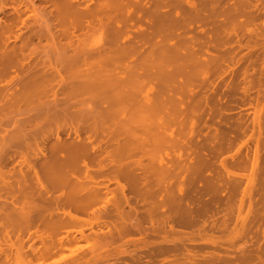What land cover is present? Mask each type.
<instances>
[{
	"label": "bare ground",
	"instance_id": "6f19581e",
	"mask_svg": "<svg viewBox=\"0 0 264 264\" xmlns=\"http://www.w3.org/2000/svg\"><path fill=\"white\" fill-rule=\"evenodd\" d=\"M213 1H215V0H213ZM250 1H248V2L251 3ZM255 1H258V0H255ZM201 2L203 3V1H201ZM234 2H236V0ZM239 2H240V0H239ZM239 2H237V3H239ZM246 2H245V5L247 4ZM207 3H208V1H207ZM213 3L214 2H212V5H213ZM222 3H224V2L222 1ZM228 3H227V5H228ZM18 4H19L18 7H20L22 5L23 8L22 9L17 8V11L14 10L17 13H15L16 15L14 14L15 16L11 15L12 16L10 19L11 25H9L10 24L9 23V24H7V26L9 25L10 26L9 28H11L12 25H13V27L15 25V27L17 26V28L19 29V31L16 32L15 35H13V38H14V42L16 39H19V42H20V39H21L20 44L16 43V46H17V44L19 45L17 47V49L19 50L18 53L20 54V52H21V54L23 55V58H21V59L25 58L24 61L27 58H29L30 55H32L36 51L34 49L35 48L34 45H37V44H32L34 39L35 40L38 39V41H39L38 44L40 42H42L41 39H44L46 41H48V39H51L53 41L56 40L55 42H52V44H53L52 47L55 48L54 44H56V45L61 44L59 41H57V39L60 37H66L69 39L68 43L65 44L66 47L72 48V45H75V44L81 45L80 38L84 34H86V32L88 33L89 30H91V29L94 30V28L96 26L98 28L103 27L106 30L107 33L105 36L106 37L105 41H107V38H110V39L108 40L109 42L103 41V43H100V45L94 46L92 48H90V46H89V48H86L85 50H82L80 46H78V47L76 46L77 48L76 47L72 48L73 51L69 56H67L65 58H58V59H53V60H50V58L45 59L44 57L45 56L47 57L46 54L43 57L44 59H42V58H41V60L38 59L39 56L43 55L42 53H45V52H42L43 50H45L42 47L45 45L44 44V45H41V47L43 49L41 51L42 53L40 52L41 54L38 57H36L37 62L34 61L35 58L32 61H30L31 59L30 60L27 59L29 62L28 61L23 62V65H20L22 70H20V68H18V70L21 71V74L18 72L20 74V76L17 79H18V82L20 83L19 85H21V86H19L20 88L18 87L19 88L18 90H20V91L17 94H13V103H16L18 101H20V102H18L19 104L22 103L23 101L26 102L27 98H28V100H30L29 99L30 97L31 98L33 96L36 97L38 94H39V97L40 96L44 97L43 98L44 100L41 101L40 98H35L38 100L40 99V101H41L40 104L38 105V107L36 106L37 109L35 108V112H33L29 116L27 114V116H28L27 119L26 120L22 119L23 123L20 120L21 124L23 125L21 128V124H20V128H21L20 130L18 127L17 129H15V130L12 129L13 131H10L11 132L9 135L10 138L6 142L11 141V143L9 142L10 144L8 143V146H5V147L11 148L12 146H14L15 148L13 147L12 148L13 150H11L10 148H7L8 150L9 149L11 150L10 151L11 153L9 152V154H8V150L6 149L7 152H5V154H3L4 153L3 149L0 148L3 152L2 153L0 151L1 152V155H0V179L1 180L0 181L3 180L2 183L4 182L6 184V182L8 181V180L7 181L5 180V179H7V176L9 178H11V180L13 179L12 180L13 182L11 181L12 182L11 184L9 183L10 181L7 182V184H10L8 186H11V188H13L12 186L15 185V186H17L16 188L21 189V190H18V192L21 191L23 193L24 196H21V197L23 198V201L27 200L26 205L28 206L27 207L25 205L24 207H20L22 205V203H21L19 206L20 207L19 213L17 212L16 214H14L12 212L13 215L16 217L13 221H12V219H9V217L7 216L8 221L11 220V223L9 222L11 224V227L8 228L6 226L7 225L6 223L2 224V225H4L2 227L5 229L6 228L10 229V231H9V233H10L11 230H13V229H11L12 228V222H15L14 224H18V226H20V228H22V229H19V227H17L16 230H18V231H14V232H16V233L18 232L17 234H19V230L21 232L25 231L26 233H30L29 237L32 236L31 233L33 232L32 234L34 235V239L39 240L41 247L37 248V247H34V245H32V244H29L28 247H25L24 244L27 241V239L29 238L28 236H27L28 238L25 241L24 237L18 236L15 233L17 235L15 237L18 239L17 240V239L11 238L12 236H15L14 232H12L9 235L8 232H6L7 229L3 230L2 227H0V229H2V232L5 231V234L3 233V236H2V233L0 232V234H1L0 235V264H61L59 262L60 261L59 259L58 260L55 259L51 262H48V261L46 262V260L50 259L51 257L56 255L57 253L58 254L62 253V252H60L61 249L67 250V248L69 246L71 248L72 245L75 246V244H79L80 242H83V241H85L84 243H86L84 246H88L87 251L83 250L84 253L82 251L81 256H77L78 255L77 251L80 250L84 246L82 244H79L78 246H76L77 248H75V249H77V250L72 251L71 254H72V256L75 253L77 255L75 254L76 256L75 255L73 256V258L74 257H76V258H74L72 261L70 260L71 264H79V263L82 264V262H84V261L87 262L89 260L91 261L93 258L98 260V258L100 256V250H101V249L100 250H98V249L102 248V245L98 246L97 243H95V242H100V240H103L105 242V245H107L106 241L110 242L112 240H116L118 238H121L123 235L126 236L125 234H128L131 231L132 227H134V229H136L135 225L137 223H138V226L140 225L139 222L132 223V218H134V217H132V213L133 212L135 213V211L133 210L134 206L132 205L133 199L137 200V202L139 200L141 202H143V200L146 201V199L153 198L156 195H157V197L158 196L162 197V195H161L162 191H160L159 189L157 190V188H155L153 184L154 183L159 184V183H162V181L164 182V180H166V178L164 179L163 175H166V174L169 175V173H171L169 170V167L171 166V164H169V166H167V165L169 162H171L170 160H173V158H170L169 153H167L168 151L166 152L165 150L167 148H170L173 151V148L179 149L180 144L182 145V142H183L182 136L180 137L181 133L183 132L182 127L184 124L186 125L187 122H191V115L190 114L195 112V107L197 106L196 105L197 101L195 102L196 104L193 102V96L196 93V92H194V89L198 83L197 79H199L198 78L199 76L197 74L199 72H201L200 77L202 76V78H200L199 81L201 84L203 83V81L205 83V79H209V75L213 72L212 70L215 68V66L210 67L211 64L214 62L213 64H216V66H217L218 65L217 62L219 61L220 58L217 59L218 57H217V55H215L216 56L215 59H217V62H216L214 57L211 58V56H214V55L207 54V53H209L208 50L210 51V49H206L205 46H204V48H205L204 49L203 46L200 44V42H198V43L196 42L199 38L195 39L194 37H188L187 36V34L189 35V33H186V28H187L186 26L188 24H190L191 21H193V20L196 21V19L198 17L200 18V16L203 15V14H200V11H199L200 7L199 8H197L198 6L195 7L194 3L190 0H185V1L184 0H22ZM232 4H233V2H232ZM251 4H253V3H251ZM260 4H262V3H260ZM199 5H200V3H199ZM254 5H255V3H254ZM40 6H41V8H40ZM43 6H46V8L49 6L50 9L48 11L50 12L49 13L50 15L48 13L46 14L44 12L45 8ZM203 6L205 7L204 4H203ZM238 6H240V5H238ZM263 6H264V4H263ZM207 7L208 6H206V8ZM162 8H165V9L168 8V9H166V10L164 9L163 11H161ZM213 8H215V7L213 6ZM225 8H227V6ZM234 8H235V6H234ZM202 9H200V10H202ZM229 10H231V9H228V11ZM214 11L215 10H213L212 12H214ZM263 11H264V9H263ZM230 12H231V15H228V17H232V15H235V14H232L233 13L232 11H230ZM44 13H45V15L50 16V17L47 16L48 18H46L47 22H48L47 19L51 20L50 24L45 22V21H42L44 23V24H42L39 21L41 19L43 20V18L45 19L46 16L44 15ZM42 14H43V16H42ZM225 14L227 15V12ZM237 14H239V13H237ZM214 16H216V15H214ZM237 16H239V15H237ZM4 17H5V15H4ZM205 17H209V14L206 15ZM223 17H225V16L223 15ZM39 18H41V19H39ZM8 20H9V17H8ZM31 20H34V23L35 22L37 23V21H39L38 23L42 24L45 27V29L42 28V26H41L39 29L36 28V30H34L35 29L34 28L33 30H31L32 29V28H30L31 27L30 26ZM235 20H237V19L235 18ZM244 20H246V19H244ZM244 20H243V22H244ZM1 22H2V20H1ZM238 22H239V20L236 21L235 23H238ZM216 23H217V21H216ZM225 23H226V21H225ZM231 23H233V22H231ZM3 24H5V23L3 22ZM194 24H196V22ZM214 25H216V24H214ZM228 25H230V24H228ZM194 26H196V25H194ZM217 26H220V25H217ZM4 28L2 29V31L4 30ZM27 28H29V29H27ZM247 28H250V27H247ZM7 29H8V27H7ZM25 29H27V31H29L30 33L27 32L26 34H28V33L29 34L28 35L25 34V36H23V37H26V38L23 39V38H21L22 37L21 35L23 33H25V31H26ZM218 29H220V28H218ZM235 29H234V31H235ZM84 30H86V31L84 33L80 34ZM12 31H11V33L15 32V31H13V32ZM78 31L80 33H77ZM218 31H221V30H218ZM6 32L9 33V31H6ZM221 32H223V30ZM243 32H245V31H243ZM237 33H238V31H237ZM4 34H6V33L4 32ZM218 34L220 35V33H218ZM1 35L3 37V34H1ZM190 35H191V33H190ZM232 35H234V34H232ZM224 36L226 37V35H224ZM261 36L263 37V35H261ZM4 37H5V35H4ZM7 37H8V39L10 38L9 35H7ZM215 38L216 37H214L213 39H215ZM239 38H242V37H239ZM248 38H246V39H248ZM8 39L6 38L4 41H7ZM230 39H228V40H230ZM1 40H3V39L1 38ZM72 40H75V41H72ZM207 40H206V42H207ZM228 40H226V42ZM238 40H240V39H238ZM248 40H247V44H248ZM213 41L214 40H212V43H213ZM241 41H242V39H241ZM1 42L3 43V41H1ZM230 42L231 41H229V43ZM244 42L246 43V41H244ZM203 43L204 42H202V44ZM205 43L203 45H207ZM218 43H215L212 46H214V48L218 47L219 46V45L217 46ZM235 43H236V41H235ZM245 43H244V46H245ZM47 44H49V43L47 42ZM238 44H239V42H238ZM240 44H241V42H240ZM14 45H12V47H10V48H12L11 50L6 49V51H5L3 48L4 52H7L6 54L10 55V52L12 53L14 50H17L16 48L14 49V47H13ZM82 45H84V44H82ZM208 45H210V44H208ZM6 46L7 45L5 44V47ZM31 46H32L33 51L30 48ZM45 47L47 48V46H45ZM206 47L208 48L209 46H206ZM224 47L226 49V46H224ZM262 47H263V44H262ZM0 48H1V46H0ZM7 48L10 49L9 47H7ZM36 48H38V47H36ZM249 48H251V46ZM217 49L219 50L220 48H217ZM227 49H229V48H227ZM230 49H231V47H230ZM237 50H239V48ZM38 51H36L37 52L36 55L39 54ZM47 51H49V49H47ZM14 52H15V55L16 54L18 55V53H16L17 51H14ZM14 52H13V54H14ZM205 53L207 54V56ZM219 54H221V53L219 52ZM262 54H264V52ZM15 55H12V56L14 57ZM226 55L228 56V54H226ZM2 56H3V58H5L3 54H2ZM33 56L35 57V55H33ZM220 56L221 55H219V57ZM223 56H225V52H224ZM257 56H259V55H257ZM13 57H11V58L8 57V58L11 61V60H13L12 59ZM240 57L243 59L242 56H240ZM240 57L238 56L237 59H239ZM259 57H261V56H259ZM263 57H262V59H263ZM3 58L0 59L1 60L0 64L3 65L2 60H4L5 62L8 61V63L6 62L7 63L6 65L8 68L10 61L7 60L8 58L7 59H3ZM16 58L17 57L15 56V59ZM223 58H225V57H223ZM225 59H220V60L223 61ZM257 59H260V58H256L255 60L258 61ZM230 60H231V58H230ZM230 60L226 59V61H230ZM233 61H236V60H233ZM262 61H264V60H262ZM16 63L14 66L17 67L18 64H16ZM197 63L199 64L200 67L198 66ZM20 64H22V63H20ZM227 64H229V62ZM230 64H231V66L233 65L232 63H230ZM2 65H0V66L3 67ZM202 65L204 66L205 70H203V67H201ZM225 65H226V63L223 66H225ZM208 66H209V69H208ZM218 67L219 66H217V68ZM220 67H222V66H220ZM256 67H257V65H256ZM198 68L200 69V71L198 70L199 72L196 74L195 72H197ZM211 68H213V69H211ZM217 68H215V69H217ZM224 68H219V69H224ZM228 68H229V66H228ZM245 68L248 69L247 66ZM194 69H195V72L193 71ZM206 69H208L207 72H206ZM260 69H261V67H260ZM0 70H2V69L0 68ZM7 70L8 69H5L6 72L4 71L5 73L3 72V75L4 74L8 75L11 73L10 70L8 71L10 73H7ZM254 70H256V69H254ZM210 71H212V72L210 73ZM220 71H222V70H220ZM217 72H218V70H217ZM246 72L247 71H245V73ZM0 73H2V72L0 71ZM233 73L235 74L236 72H233ZM213 74H215V73H213ZM240 75H242V74H240ZM263 75H264V73H262V76ZM217 76H218V74H217ZM219 76H220V74H219ZM4 77H7V76L4 75ZM244 77L245 76H243V78ZM2 79L3 78L1 75V80ZM232 80H235V79L232 78ZM250 80H252V79H250ZM14 81L16 84V78ZM212 81L213 80H211V83H212ZM219 81H220V79H219ZM225 81H224V83H225ZM200 83L198 84V87H199ZM208 83H209V81H208ZM222 83H223V81H222ZM234 83H235V81H234ZM245 83H246V81H245ZM250 83H251V81H250ZM256 83H257V81H256ZM261 83H263V81H261ZM9 86H11V85H9ZM16 86H18V85H16ZM230 86H232V83H231V85H229V87ZM259 86H260V84H259ZM201 87L203 88L204 86H201ZM206 87L208 89L210 88L208 86H206ZM244 87H245V85H244ZM252 87L253 86H251L249 88H252ZM1 88H3V87H0V89ZM231 89L233 90V88H231ZM257 89H259V87ZM4 90H6V89H4ZM236 90H238V89H236ZM203 91H205V90H203ZM215 91H216V89H215ZM230 91L231 90L229 88V92ZM246 91H242V92H246ZM15 92H16V90H15ZM35 93H36V96L35 95L31 96L32 94H35ZM1 94H3V93H1ZM4 94H5V92H4ZM204 94H206V91ZM6 95H9V94H6ZM86 95L91 96L90 97L91 101H90V104L88 106H87L85 97L82 98L83 96H86ZM220 96H225V95L220 94ZM195 97H197V96H195ZM210 97H212V96H210ZM240 98H241V96H240ZM191 99H192V101H190ZM205 99L206 98H204V100ZM228 99H229V97H228ZM1 100H2V98H1ZM9 100L11 101V105H13L12 100L11 99H9ZM201 100H202V97H201ZM209 100L212 101V99H210V98H209ZM257 100H258V98H257ZM2 101H0L1 104L4 103V102L2 103ZM10 101L8 103L9 107H10ZM211 101H208V102L210 104H212ZM258 101H260V100H258ZM262 101H264V100H262ZM84 102L86 104H84ZM98 102H99V104H97ZM212 102H214V101H212ZM244 102H245V100H244ZM26 103H28V102H26ZM94 103H96V105ZM202 103H203V100H202ZM214 103H216V101ZM259 103L257 102L256 105L258 104V106H259ZM216 105L217 104H215L214 106H216ZM203 106L204 105H202V107ZM214 106H213V109H214ZM258 106H256L254 108V114H255L254 119H256V120L259 119V114H260L261 109H262V107H258ZM27 107H30V105L28 104ZM210 109L212 110V105H211ZM217 109H218V107H217ZM32 110H34V109H32ZM32 110H30V111H32ZM30 111H29V113H30ZM197 111L199 113V110H197ZM219 111L221 112V110H219ZM263 112H264V110H263ZM0 113L2 114L1 111H0ZM19 114H20V116H22L21 111ZM189 115H190V118H189ZM194 115H196V113H194ZM219 116H220V114H219ZM1 118H3V117H1ZM198 118H200V117L198 116ZM198 118H196L195 120H199ZM261 119L263 120V117H261ZM232 120L234 121V119H232ZM11 123H12V120H11ZM24 123H25V125H24ZM216 123H218V122H216ZM219 123H218V125H219ZM238 123H240V122H238ZM255 123H257V122H255ZM261 123H263V122H261ZM13 124H14V122H13ZM27 125H28V127H27ZM210 125H212V124H210ZM228 125H230V124H228ZM24 126H26V127H24ZM190 126H192V125L190 124ZM12 127H15V126H12ZM202 127L203 126H201V128ZM219 127H222V126H219ZM261 128H262V126H261ZM194 129L196 130V128H194ZM202 129H204V128H202ZM23 130H24V132H22ZM211 130L212 129H210V132H211ZM224 132L222 131V135H224L223 134ZM242 132H244V131H242ZM253 132H254V130H253ZM187 133H188V131H187ZM233 134H235V132ZM251 134H252V132H251ZM16 135H18V138ZM211 135H213V134H211ZM250 135H249V138L251 137ZM262 135H263V132H262ZM201 136H203V135H201ZM252 136L255 137V135H252ZM186 137H184V138H186ZM219 137L220 136H218V138ZM234 137H236V136H234ZM254 137H253V139H254ZM215 138L216 137H214V139ZM245 139L246 138H244L243 140H245ZM2 140H3V138H2ZM181 140H182V142H181ZM222 140H223V138H222ZM0 141H1V139H0ZM193 141H194V139H193ZM207 141H209V140H207ZM238 141H240V140H238ZM220 142L221 141H219L217 143H220ZM212 143H214V142H212ZM203 144H206V143L204 142ZM226 144H227V142H226ZM2 145H3V143H2ZM206 145H208V143ZM213 145H215V143ZM219 145H221V144H219ZM236 145H238V144L236 143ZM259 145L261 146L262 144L260 143ZM192 146H194V145H192ZM206 147H208V146H206ZM226 147H227V145H226ZM227 148H229V146ZM238 149H239V147H238ZM238 149H236V150H238ZM257 149H258V147H257ZM218 150H219V148H218ZM4 151H5V148H4ZM191 151H192V149H191ZM180 153L176 154L178 156L177 158L175 157L176 160L180 156H182V154H180ZM254 153L257 154L256 148H255ZM197 154H198V152H197ZM207 154H208V152H207ZM216 154H217V152H216ZM256 154L254 155V158H253L252 169L250 171V174H248V176L245 174H242L243 177L246 176L245 178L248 181V184L251 185V187L255 186L254 182L256 181V179H262L259 176V174L256 172V170H257L256 166L258 168L257 161L259 160L257 157L258 154L257 155ZM194 155H196V154H194ZM209 155H207V156H209ZM16 156L19 158V160L17 161V165H18V168L16 169L17 172H16V170L14 172L13 171L14 168H13L12 171L10 169L7 170L8 174L5 175L6 164L10 160L13 161L14 157H16ZM171 156H173V155H171ZM196 156H194V157H196ZM199 156H201V155H198V158L200 159ZM248 158H250V157H248ZM183 161H184V159H183ZM224 161H225V158H224ZM208 163L209 162H207V164ZM186 164L187 163H186V159H185V166H186ZM204 164H205V162H204ZM175 165H177V164H175ZM180 166L182 167V165H180ZM193 166H194V164H193ZM206 166H208V165H206ZM212 166L214 167L215 164ZM200 167H201V165H200ZM188 168H189V166H188ZM203 169L204 168H202V170ZM208 170H210V169H208ZM175 171H177V170H175ZM179 171H180V169H179ZM188 172L189 171H187V173ZM261 172H263V171H261ZM219 173H221V171ZM153 174H154V177H153ZM178 174H180V173H178ZM212 174H214V173H212ZM256 174H258V177H260V178H258V177L256 178L255 177ZM150 175L153 178L150 179ZM167 175H166V177H167ZM196 175H198V174H196ZM200 175H198V176H200ZM230 175L234 176V177L235 176H237V177L242 176L241 174H239V173L235 174L234 172H230ZM177 177H179V176H177ZM191 177H193V175ZM191 177H190V179H191ZM178 179H180V178H178ZM200 180H201V178H200ZM234 180H232V181L234 182ZM174 181L176 182V180H174ZM210 181H211V179H210ZM236 181H235V183L237 184L238 181L237 182ZM184 182H185V180H184ZM111 183L113 184V186L111 185ZM259 183L256 182L257 185H259ZM179 184L183 185L182 183H179ZM236 184H235V186H233V185H231V186L236 187L237 186ZM248 184H246V186H248ZM175 186H177V185H175ZM260 186L264 187L261 184H260ZM251 187L250 186L247 187L250 192L249 191L247 192V189H246V194L249 197L252 194V192H251L252 188ZM28 188H30L28 191H30L31 188L34 191L38 190L37 192L40 196L37 195L38 198L35 195L34 196L37 199H39V197H40L41 201H42V199L45 200V202L42 201V203H46L48 201L50 203V205L46 207V204H45L44 206L46 208H44L43 205H41L42 208L39 206L38 208H40V209H37L35 212L33 211L34 215H32L29 209L30 208L32 209V207L37 208V206L40 205V201H38L39 203L37 201H34V203L36 202L35 204L29 205V203H28L29 200L27 199L28 197L26 196L27 191L25 190ZM14 189L15 188L12 189L13 192H14ZM171 189H173V188H171ZM208 189H209V187H208ZM232 189L234 190L235 188H232ZM232 189H230V191ZM205 190H206V188H205ZM185 191H187V190H185ZM190 191L192 193V190H190ZM219 191H220V189H219ZM254 191H255V189H254ZM254 191H253V193H254ZM262 191H264V189H262ZM31 192H32V190H31ZM237 192H239V191H237ZM256 192H258V191L256 190ZM8 193H11V192H8ZM29 193L30 192H28V194ZM235 193H236V191L234 192V194ZM35 194H36V192H35ZM171 194H173V193H171ZM244 194H245V192H244ZM203 195H205V193H203ZM230 196H233V195H230ZM25 197H27V198H25ZM222 197H224V196H222ZM242 197H244V196H241V198ZM22 198L17 197L16 198L17 200H16L13 197L12 199L16 200V201H13V203H15V202H17V204L20 203L18 201H20V200L22 201ZM24 198H25V200H24ZM32 198H34V197L32 196ZM167 198H169V197H167ZM173 198H174V195H173ZM175 198H176V196H175ZM254 198H255V196H254ZM29 199H31V198H29ZM250 199H252V198L250 197ZM250 199H249V201H251ZM169 200H168V202H173V201H169ZM196 200H197V198H196ZM199 200H201V199H199ZM246 200H248V199H246ZM180 201H183V200H180ZM258 201H261V200H259V198H258ZM243 202H247V201H244V199H243V201H241V203H238V204H240V209L245 206ZM197 203H198V201H197ZM207 203L210 204L209 202H207ZM242 203L244 206L241 207ZM24 204L25 203L23 202V205ZM36 204H37V206H35ZM162 204H163V202H162ZM203 204L205 205V203H203ZM124 205L128 206V209H129L128 211L125 210L126 207L124 208ZM166 205H167V202H166ZM169 205H170V203H169ZM230 205H231V203H230ZM15 206H14V208H15ZM17 206H16V208H17V210H19V207H17ZM29 206H30V208H29ZM188 206H189V204H188ZM253 206H252V202H249L247 204L246 212L244 214H241L239 212H238V214L236 213L237 214V217H236L237 221L233 225L234 227L232 228V230L230 232V233H232L231 236L227 235L226 237L229 236L228 238H226L225 236H222L223 237L222 238L221 235L223 233L221 235L219 234L220 235L219 236L215 232L218 236L214 235L215 237L213 238L212 237L213 234L211 233L212 235H209V236L212 237L213 239H211V241L208 240L209 243H212V245H214V246L220 247L222 245L226 246L225 245L226 243H224V242H228V248H229V244H230V246L234 245V243H232L233 239H236L238 237H241V239H242V237L246 236V234H247V236H249L248 235L250 232L249 229L256 227V226H254L255 225L254 220L255 221L257 220V218H258L257 216L259 213H261L259 215L260 216L262 215L261 218L263 219L262 234L264 235V210H262L263 208L260 209V207H259L258 209H260L262 211L257 213V211H260V210L255 209ZM263 206H264V203H263ZM171 207H173V206H171ZM182 207H183V205H182ZM237 207H239V206H237ZM255 207L257 208V206H255ZM14 208H12V209H14ZM179 208H180V206H179ZM185 208H188V207H185ZM185 208H183V209H185ZM0 209H1V207H0ZM3 209H4V206H3ZM7 209H8V206H7ZM149 209H151V208L149 207ZM149 209H148V211H149ZM166 209H167V207H166ZM176 209H174V210H176ZM212 209H214V208H212ZM235 209H237V208H235ZM144 210L145 209H143V211ZM167 210H166V213H167ZM171 210H173V209H171ZM177 211H180V210L177 209ZM46 212H47V214H46ZM153 212L151 211L152 215H154V213H155V212L154 213ZM146 213H147L146 216L149 215L147 211H146ZM157 214H159V212ZM160 214H162V213H160ZM182 214H184V213H182ZM86 215H88V216L91 215V216H89L90 219L88 216H87L88 219H84L83 216L85 218H87ZM113 215L115 217H117L119 220L115 219V221H112V220L108 221L109 220L108 218H111V216L113 217ZM143 215H144V213H143ZM206 215H207V212H206ZM211 215H213V213ZM9 216H10V218L13 217L11 215V213ZM165 216H166V214H165ZM157 217H159V216H157ZM106 218L108 220H106ZM150 218H151V216H150ZM163 218H164V216H163ZM215 218L216 217L214 216V219ZM113 219H114V217H113ZM161 219H162V217H161ZM116 220L119 222L115 223V222H117ZM157 220H158V222H160L159 218ZM185 221H187V219L184 220L183 222H185ZM257 221H260L259 218ZM4 222L5 221H3V222L0 221V225H1V223H4ZM212 222H213V220H212ZM204 223H206V220L204 221ZM217 223H216V221L213 222L214 228L217 227L218 229L220 226L224 227L227 224L225 219L223 220V222H220L219 224H217ZM250 223L254 224L253 227L249 226V225H251ZM257 223L258 222H256V224ZM36 224L37 225L39 224L40 226H42V228L41 229L35 228L34 225L36 226ZM187 224L188 223H186V225ZM201 224H203V223H201ZM184 225H185V223H184ZM190 225H191V223H190ZM138 226H137V228H140V226L139 227ZM193 226H195V224ZM228 226H230V225H228ZM228 226H227V228H228ZM31 227H33V229L35 231ZM66 227H70L71 229L67 228V230H66ZM64 228H65V231H64ZM142 228H140V229H142ZM144 229H146V228H144ZM150 229H152V228H150ZM159 229H161V228H159ZM159 229H156V232H157V230L159 231ZM173 229H176V227ZM30 230L31 231L33 230V231L31 232ZM86 230H88V232H86ZM202 230H203V228H202ZM212 230H213V228H212ZM61 231H64L65 233L63 232L64 234H62ZM163 231H165V230L163 229ZM195 231H192V232L195 233ZM205 231H206V229H205ZM209 231H207V233ZM222 231H223V229H222ZM229 231H230V229H229ZM132 232H130V233H132ZM135 232H137V231L135 230ZM156 232H154V233H156ZM160 232H162V230L159 231L158 234ZM174 232H177V231L173 230V233ZM182 232H185V231H182ZM182 232H180V233H182ZM219 232H221V231H219ZM245 232H248V233L245 234ZM141 233H142V231H141ZM260 233H259V235H261ZM167 235H171V234L168 233ZM185 235H187V234H185ZM191 235L193 236V233ZM200 235H201V233H200ZM200 235L198 234L199 238H200ZM204 235H205V233H203V236ZM207 235H205V236H207ZM224 235H226V234H224ZM153 238H151V240ZM32 239H33V236H32ZM34 239H33V241H34ZM166 239H168V238H165V240ZM173 239H171V240H173ZM243 239H245V238H243ZM261 239H258V241ZM15 240H17V242L19 241L21 243V246L19 244V247H16L17 242H14ZM161 240H163V239H161ZM196 240H197V238H196ZM240 241H238V242H240ZM13 242L15 243V246H14ZM34 242H33V244H34ZM109 242H108V244H109ZM171 242H173V241H171ZM247 242H249V241H247ZM231 243H232V245H231ZM236 243H235V245H236ZM258 243L255 242V244L253 243V245L256 246V244L258 245ZM262 243H264V241ZM8 245L10 246L11 249L14 246L13 249H15V250L12 249L14 251V256L12 255L13 251H11V249H9L7 247ZM67 245H69V246H67ZM158 245L159 244H157L156 247H158ZM175 245L176 244L174 243L173 247ZM241 245H242V243H241ZM253 245H250L249 248L253 247ZM3 246L8 248L9 252H8V250L5 251L6 248H3ZM65 246H67V248ZM260 246H261V250H260ZM260 246H259V248L257 247L259 251H258V253L255 252L256 254L253 253L254 251H257V250H255L256 248L253 247L254 250L253 249L247 250L246 248H248V246L246 248L242 249L243 251H241V253L237 252L238 254L237 253L235 254V252H234L235 255L233 254V252H231V254H233V255L227 254L228 251H226L227 249L225 248L224 249L225 251L224 252L221 251L222 253H221V255H219L217 253H205V251H204L205 254H201L203 252V250H201V249L200 250L202 252L200 254H198V252L192 253V251H195L196 248L190 252H189L190 249L189 250L186 249L187 252L185 251V253H180L179 252L180 248L177 249L178 251H176V250H173V249H176L175 247L173 248L170 246L171 248H168L169 246L164 247L162 245H160L158 248H156L155 246L153 248L151 247L152 249H154V251L149 250L151 248H148V251H147V249H145L143 251L141 250L142 252H140V253L142 254L144 252V255H145L144 258H146L147 257L146 252H147L149 257H151V255H152V257L154 256L153 258L156 259V255H157V253L159 255V251L161 254H162L161 251L168 252V253H166V252L164 253L165 254L164 258L170 254L169 252H171V251L175 252L176 251L172 257L169 255L171 259L169 258V256H167V258H169L170 260L169 259L167 260V258H166L167 262L165 260V263L162 262L163 264H237V263L238 264H244V263L264 264V244H263V247H262V245H260ZM95 247H97V248H95ZM161 247L163 248V250ZM72 248H74V247H72ZM159 248H160V250H159ZM165 248H167L168 250H166ZM217 248L218 247H216V249ZM232 248H233V246H232ZM169 249H171V250L169 251ZM216 249H214V250H216ZM96 250H97V252H96ZM181 251L183 252L184 250H182V248H181ZM208 251H209V249H208ZM78 252L80 255V251H78ZM137 252H138L137 250H136V252L128 251V250L126 251L125 249H123L121 251L119 250L117 253H121L122 254V255L120 254L121 257L124 254V256L121 259H125L126 263L124 262L125 260H123L119 263H117L118 261L113 260V262L109 261L108 263L111 262V264H121V263H124V264H131L132 263L133 264V263L137 262V264H139L138 261L143 259V258L141 259V257H143V255L141 256L140 253H137ZM171 254H173V253H171ZM87 255H90V256L88 258H85L86 260L85 259L81 260L84 257H87ZM108 255H107V257H108ZM159 256H161V255H159ZM153 258L152 259L150 258L152 260L151 262H149L150 260L148 258L149 261H147L148 262L147 264H158V262H156V261L154 262ZM164 258H162V259H164ZM104 259L107 260L106 257H104ZM162 259H160V260H162ZM97 260H92V261L93 262L96 261L95 263L97 264L98 263ZM127 261L128 262L131 261V263L130 262L128 263ZM162 261H164V260H162ZM102 262L103 261H101V263ZM88 263L90 264L91 262H88ZM141 263H143V262H141ZM65 264H68V263H65Z\"/></svg>",
	"mask_w": 264,
	"mask_h": 264
},
{
	"label": "rangeland",
	"instance_id": "374dc122",
	"mask_svg": "<svg viewBox=\"0 0 264 264\" xmlns=\"http://www.w3.org/2000/svg\"><path fill=\"white\" fill-rule=\"evenodd\" d=\"M19 1V2H18ZM22 0H0V22H1V20H2V22L0 23V35L1 34H3V37H4V35H5V37L8 39V37H7V35H9V37L11 38H9L7 41H4L5 39L2 37V35L0 36V46H1V48H0V56L3 58V56H2V54L4 55V57L5 58H3V59H7L8 57L9 58H11V57H13L12 55H15V52L14 51H17L16 53H18L19 52V50L17 49V47L19 46L18 44H20V42H21V39H20V42H19V39H16L15 40V42H14V38H13V35H15L16 34V32H18L19 31V29L17 28V26L15 27V25H14V27H13V25H12V27L11 28H9L10 26L9 25H11V23H10V19H11V17L12 16H15L16 14L15 13H17L16 11H17V8L18 9H22L23 8V6L21 5L20 7H18L19 6V4L18 3H20ZM185 1V0H184ZM190 1H192L193 3H194V5H195V7L196 6H198L197 8H199V11H200V14H203V15H201L200 16V18L198 17L197 19H196V21L195 20H193V21H191V23L190 24H188L186 27V33H189V35H190V33H191V35L189 36L188 34H187V36L188 37H194L195 39H198L196 42L198 43V42H200V44L203 46V48H204V46H205V48L206 49H210V51L208 50V52L209 53H207V54H211V55H214V56H211V58L212 57H214V59H215V55H217V59H227V60H230V58H231V60L230 61H226V59L225 60H223V61H221L220 59H219V63L217 62V59H215L216 60V62H217V66H219L218 68H217V66H216V64H211V66L210 67H214L215 66V68H217V69H213V68H211V69H213L212 71H210V75H209V79H205V83H204V81H203V83L201 84L200 83V78H202V76L200 77V73L201 72H199L200 71V69L198 68L197 69V72H195V69L193 70L198 76V78L199 79H197V81H198V83H197V85H196V87H195V89H194V92H196L195 94H194V96H193V102L195 103L196 101V107H195V112H193L192 114H190L191 115V122H187V124L185 125H183V127H182V133H181V135H180V137L182 136V140H183V142H182V140H181V142H182V145L180 144V148L179 149H175V148H173V151L170 149V148H167L165 151L167 152V153H169V155H170V158H173V160H170L171 162H169L168 163V165L167 166H169V164H171V166L169 167V170H170V172L171 173H169V175H167V177H166V175H163V177H164V179L166 178V180H164V182L162 181V183H159V184H153L154 185V187L155 188H157V190L159 189L160 191H162V193H161V195H162V197H160V196H158L157 197V195L156 196H154L153 198H148V199H146V201L145 200H143V202H141L140 200L137 202V200H134L133 199V201L135 202H133L132 201V205L134 206V211H135V213L133 212L132 213V217H134V218H132V223H135V222H139V226H140V228H142V229H140V228H137V226H138V223L135 225V227H136V229H134V227H132V229H131V231L130 232H132V233H128V234H125L126 236H122L121 238H118V239H116V240H112V241H106V243H107V245H105V242L103 241V240H100V242H95V243H97V245L99 246H101L102 245V248H99L98 250H100V256H99V258H98V260L97 259H95V258H93L92 260H97V264H111V262H113V260H115V261H118L117 263H119V262H121V261H123V260H125V259H121L123 256H124V254H123V256L121 257V253H117L119 250L121 251V250H123V249H125L126 251L128 250V251H133V252H136V250L138 251L137 253H140V252H142L143 250H145V249H147V251H148V248H153L154 246L156 247L157 246V244H159L158 245V247L160 246V245H162V246H169L168 248H171V247H173V245H174V243L176 244L174 247L176 248V249H173V250H176V251H178L177 249H179L180 248V253H185V251L187 252V250H189V252L190 251H192V250H194L195 248V251H192V253H197L198 252V254H200L202 251L201 250H203V252L201 253V254H205V253H217V254H219V255H221V251H225L224 249L226 248L227 250L226 251H228V253L227 254H231V252H233V254H234V252H235V254L237 253V252H240L241 253V251H243L242 249H244V248H246L247 246H248V248H246L247 250H254V248H256L255 250H257V251H252L253 253H255V252H257L258 253V248H259V246L260 245H262V247H263V244L264 243H262L263 241H264V235L262 234V229H263V219L261 218L262 217V215L260 216L259 214H261V213H259V212H261L262 210H264V206H263V203H264V191H262V189H264V187H261L260 186V184L262 185V186H264V112H263V110H264V101H262V100H264V75L262 76V73H264V61H262V60H264V54H262L263 52H264V11H263V9H264V6H263V4H264V0H258V1H255V0H240V2H239V0H236V2H234L235 0H215V1H213V0H190ZM201 1H203V3L201 2ZM207 1H208V3H207ZM218 1V2H217ZM222 1L224 2V3H222ZM248 1H250L251 3H253V4H251V3H249ZM15 2V3H14ZM206 2V3H205ZM212 2H214L213 3V5H212ZM217 2V3H216ZM220 2V3H219ZM229 2V3H228ZM232 2H233V4H232ZM237 2H239V3H237ZM245 2L247 3L246 5H245ZM5 3V4H4ZM198 3V4H197ZM199 3H200V5H199ZM227 3H228V5H227ZM236 3V4H235ZM242 3V4H241ZM249 3V4H248ZM254 3H255V5H254ZM260 3H262V4H260ZM7 4V5H6ZM16 4V5H15ZM18 4V5H17ZM203 4L205 5V7L203 6ZM210 4V5H209ZM215 4V5H214ZM231 4V5H230ZM235 4V5H234ZM212 5V6H211ZM238 5H240V6H238ZM242 5V6H241ZM206 6H208L207 8H206ZM213 6L215 7V8H213ZM227 6V8H225ZM234 6H235V8H234ZM238 6V7H237ZM246 6V7H245ZM251 6V7H250ZM263 6V7H262ZM45 9H44V12L47 14H49L50 12L48 11L50 8H49V6L46 8V6H43ZM42 7V8H43ZM203 9H202V8ZM16 8V9H15ZM40 8H41V6H40ZM210 8V9H209ZM234 8V9H233ZM257 8V9H256ZM2 9V10H1ZM165 8H162L161 9V11H163ZM166 9H168V8H166ZM165 9V10H166ZM200 9H202V10H200ZM207 9V10H206ZM228 9H231V10H229L228 11ZM238 9V10H237ZM14 10H16V11H14ZM213 10H215L214 12H212ZM236 10V11H235ZM242 10V11H241ZM14 11V12H13ZM41 11V10H40ZM43 11V10H42ZM230 11H232L233 13L232 14H235V15H232V17L234 18H232V17H228V15H231V12ZM239 11V12H238ZM208 12V13H207ZM224 12V13H223ZM227 12V15L225 14ZM261 12V13H260ZM45 13H44V15H45ZM230 13V14H229ZM237 13H239V14H237ZM241 13V14H240ZM15 14V15H14ZM209 14V17H205L206 15H208ZM4 15H5V17H4ZM12 15V16H11ZM50 15V14H49ZM49 15H45L46 17H45V19L43 18V20L41 19V18H39V19H41V20H39L42 24H44L42 21H45V22H47L46 21V18H48L47 16H49ZM214 15H216V16H214ZM223 15L225 16V17H223ZM237 15H239V16H237ZM241 15V16H240ZM9 17V20H8V17ZM42 16H43V14H42ZM236 16V17H235ZM4 17V18H3ZM50 17V16H49ZM212 17V18H211ZM228 17V18H227ZM246 17V18H245ZM205 18V19H204ZM209 18V19H208ZM217 18V19H216ZM226 18V19H225ZM233 20H232V19ZM235 18L237 19V20H235ZM250 18V19H249ZM262 18V19H261ZM6 21H5V20ZM211 19V20H210ZM225 19V20H224ZM230 19V20H229ZM244 19H246V20H244ZM8 20V21H7ZM48 20V22L47 23H51V20H49V19H47ZM222 20V21H221ZM239 20V22L238 23H235L236 21H238ZM243 20H244V22H243ZM263 20V21H262ZM39 21H37V23L35 22L34 23V20H31V22H30V28H32L31 30H33L34 28V30H36V28L37 29H39L41 26H42V28H44L45 29V27L42 25V24H40V23H38ZM198 21V22H197ZM216 21H217V23H216ZM225 21H226V23H225ZM3 22L6 24H3ZM196 22V24H194ZM213 22V23H212ZM223 22V23H222ZM231 22H233V23H231ZM243 22V23H242ZM246 22V23H245ZM10 23V24H9ZM242 23V24H241ZM7 24H9L8 26H7ZM13 24V23H12ZM35 24V25H34ZM214 24H216V25H214ZM226 24V25H225ZM228 24H230V25H228ZM249 26H248V25ZM2 25V26H1ZM5 25V26H4ZM40 25V26H39ZM194 25H196V26H194ZM199 25V26H198ZM217 25H220V26H217ZM263 26V27H262ZM7 29V27H8V29L6 30L5 28ZM52 27V26H51ZM189 27V28H188ZM195 27V28H194ZM197 27V28H196ZM224 27V28H223ZM228 27V28H227ZM230 27V28H229ZM234 27V28H233ZM247 27H250V28H247ZM4 28V30L2 31V29ZM96 28V29H95ZM94 28V30L93 29H91V30H89L88 31V33L86 32V34H84L81 38H80V42H81V45H77V44H75V45H72V48H75L76 46L78 47V46H80L81 47V49L82 50H85L86 48H89V46H90V48H92V47H94V46H98V45H100V43H103V41L104 42H109L108 40L110 39V38H107V41H105L106 40V30L103 28V27H95ZM218 28H220V29H218ZM222 28V29H221ZM236 28V29H235ZM10 29V30H9ZM27 29H29V28H27ZM27 29H25L26 31H25V33H23L21 36V38H26V37H23V36H25V34L27 33V32H29V31H27ZM99 29V30H98ZM195 29V30H194ZM232 31H231V30ZM234 29H235V31H234ZM247 29V30H246ZM251 29V30H250ZM15 31V32H13V31ZM218 30H223V32H221V31H218ZM238 31V33H237V31ZM249 30V31H248ZM6 31H9V33L11 34H9L8 32H6ZM11 31L13 32V33H11ZM86 30H84L83 32H77V33H80V34H82V33H84ZM198 31V32H197ZM243 31H245V32H243ZM4 32L7 34H4ZM228 32V33H227ZM30 33V32H29ZM28 33V34H29ZM218 33H220V35L218 34ZM231 33V34H230ZM250 33V34H249ZM28 34H26V35H28ZM230 34V35H229ZM232 34H234V35H232ZM224 35H226V37L224 36ZM236 35V36H235ZM261 35H263V37L261 36ZM233 36V37H232ZM235 36V37H234ZM105 37V38H104ZM204 39H203V38ZM208 39H206V38ZM214 37H216L215 39H213ZM228 37V38H227ZM239 37H242V38H239ZM249 37V38H248ZM1 38L3 39V40H1ZM231 38V39H230ZM233 38V39H232ZM246 38H248V39H246ZM228 39H230V40H228ZM237 39V40H236ZM238 39H240V40H238ZM241 39H242V41H241ZM10 40V41H9ZM42 40V42H40L39 44H38V39L37 40H35L34 39V41L32 42V44H37V45H34V49L36 50V51H38L39 52V54L38 55H36L37 54V52L35 51L32 55H30V57L29 58H27L28 60H30V61H32L34 58V61H36L37 59H36V57H38L42 52H45V53H42L43 55H41V56H39L38 57V59H40L41 60V58L42 59H46V58H50V60H53V59H58V58H65V57H67V56H69L71 53H72V51H73V49L72 48H69V47H66V43H68V41H69V39L68 38H66V37H60V38H58L57 39V41H59L61 44H54V46H55V48L54 47H52V42H55V41H53V40H51V39H48V41H46V40H44V39H41ZM40 40V41H41ZM200 40V41H199ZM206 40H207V42H206ZM212 40H214L213 41V43H212ZM226 40H228L227 42H226ZM247 40H248V44H247ZM263 40V41H262ZM1 41H3V43L1 42ZM9 41V42H8ZM12 41V42H11ZM72 41H75V40H72ZM206 42L205 44H207V45H203L202 44V42ZM229 41H231L230 43H229ZM234 43H233V42ZM235 41H236V43H235ZM244 41H246V43L244 42ZM14 42V43H13ZM36 42V43H35ZM47 42L49 43V44H47ZM209 42V43H208ZM219 42V43H218ZM238 42H239V44H238ZM240 42H241V44H240ZM263 42V43H262ZM13 43V44H12ZM16 43H18L17 44V46H16ZM215 43H218L217 44V46L218 47H215L214 48V46H212V45H214ZM229 43V44H228ZM244 43H245V46H244ZM263 44V47H262V44ZM5 44L7 45L6 47H5ZM12 44V45H14L13 47H14V49L16 48L17 50H12L13 52H14V54H13V52L11 53L10 52V55L9 54H6L7 52H4V50L6 51V49L7 50H11L12 48H10V47H12V45L10 46V45ZM45 44V45H44ZM82 44H84V45H82ZM87 44V45H86ZM208 44H210V45H208ZM223 44V45H222ZM228 44V45H227ZM258 44V45H257ZM41 45H44V46H42L45 50H43L42 49V47H41ZM221 45V46H220ZM238 45V46H237ZM241 47H240V46ZM16 46V47H15ZM45 46H47V48L45 47ZM57 46V47H56ZM206 46H209L208 48L206 47ZM223 46V47H222ZM224 46H226V49H225V47ZM248 46V47H247ZM251 46V48H249ZM260 46V47H259ZM7 47H9L10 49H8ZM36 47H38V48H36ZM76 47V48H77ZM230 47H231V49H230ZM235 47V48H234ZM239 48V50H237L238 48ZM243 47V48H242ZM3 48H4V50H3ZM31 49H32V46L30 47ZM204 48V49H205ZM217 48H220L219 50L217 49ZM222 48V49H221ZM227 48H229V49H227ZM247 48V49H246ZM47 49H49V51H47ZM249 49V50H248ZM252 49V50H251ZM3 50V51H2ZM43 50V51H42ZM214 50V51H213ZM32 51H33V49H32ZM42 51V52H41ZM221 53V54H219V52ZM228 51V52H227ZM230 51V52H229ZM232 51V52H231ZM263 51V52H262ZM4 52V53H3ZM28 52V51H27ZM41 52V53H40ZM48 52V53H47ZM217 52V53H216ZM224 52H225V56H223L224 55ZM235 52V53H234ZM250 52V53H249ZM258 52V53H257ZM9 53V52H8ZM238 53V54H237ZM246 53V54H245ZM12 54V55H11ZM20 54H21V52H20ZM19 53H18V55L16 54L15 56L17 57L16 59H15V56L12 58L13 60H11L10 61V59L8 58L7 60H9L10 62V64H9V66H8V68H7V63H8V61H4V60H2L3 61V65L2 64H0V65H2L3 67H1L0 66V68L3 70H0L2 73H0L1 75H2V80H1V75H0V87H3L4 89H6V90H4L3 88H1L0 89V101H2V103L3 104H1L0 103V111L2 112V114L0 113V139H1V143H0V148H2L3 149V152H2V150L0 149V151L3 153V154H5V152H7V148H10V147H5V146H8V143L10 142L11 143V141H9V142H6V141H8L9 140V138H10V131H13L12 129H17L18 127H19V130L22 128V124H21V122H22V119L24 120H26L27 119V117L29 116V115H31L33 112H35V108L37 109V107H38V105L40 104V102L41 101H43L44 99V97H42V96H40L39 97V94L36 96V93L35 94H32L31 96H33V95H35L36 97H30L29 99L30 100H28V98H27V101L26 102H28V103H26V102H22V103H18V102H20V101H18V102H16V103H13V94H17L20 90H18L20 87L19 86H21V85H19L20 83L18 82V77L20 76V74H21V71H19L18 70V68H20V70H22V68H21V66L20 65H23V62H27L28 60L26 59L25 61H24V59H21V58H23V55L21 54L20 55ZM45 54L47 55V57L45 56ZM206 54V53H205ZM207 54H206V56H207ZM221 55L220 57H219V55ZM226 54H228V56L226 55ZM243 54V55H242ZM252 54V55H251ZM6 55V56H5ZM33 55H35V57L33 56ZM245 55V56H244ZM255 55V56H254ZM257 55H259V56H261V57H259V56H257ZM8 56V57H7ZM11 56V57H10ZM22 56V57H21ZM32 56V57H31ZM45 56V57H44ZM49 56V57H48ZM225 57V58H223V57ZM238 56L240 57V56H242L243 57V59L240 57L239 59H237L238 58ZM247 56V57H246ZM0 57V59H2ZM7 57V58H6ZM44 57V58H43ZM228 57V58H227ZM262 57H263V59H262ZM19 58V59H18ZM250 58V59H249ZM252 58V59H251ZM256 58H260V59H257L258 61H256L255 59ZM18 59V60H17ZM245 59V60H244ZM254 59V60H253ZM262 59V60H261ZM21 60V61H20ZM233 60H236V61H233ZM1 61V60H0ZM15 61V62H14ZM18 61V62H17ZM33 61V62H34ZM39 61V60H38ZM242 61V62H241ZM251 61V62H250ZM254 61V62H253ZM256 61V62H255ZM12 62V63H11ZM17 62V63H16ZM29 62V61H28ZM37 62V61H36ZM215 62V63H216ZM229 62V64H227ZM250 62V63H249ZM15 63L16 64H18L17 65V67L16 66H14L15 65ZM20 63H22V64H20ZM226 63V65L225 66H223L224 64ZM230 63H232L233 65L231 66V64ZM235 63V64H234ZM257 63V64H256ZM198 64V63H197ZM222 64V65H221ZM251 64V65H250ZM254 64V65H253ZM256 65H257V67H256ZM12 66V67H11ZM15 68H14V67ZM197 66V65H196ZM195 66V67H196ZM198 66H199V64H198ZM197 66V67H198ZM209 66H208V69H209ZM220 66H222V67H220ZM228 66H229V68H228ZM247 66V68L248 69H246L245 67ZM6 67V68H5ZM10 67V68H9ZM196 67V68H197ZM200 67V66H199ZM201 67H203V70H205V68H204V66L202 65ZM225 67V68H224ZM238 67V68H237ZM260 67H261V69H260ZM219 68H224V69H219ZM235 68V69H234ZM243 68V69H242ZM260 70H259V69ZM5 69H8L7 70V73H10V74H8V75H6V74H4L5 76H7V77H4V75H3V72L5 71ZM17 71H16V70ZM208 69H206V72L208 71ZM210 69V70H211ZM231 69V70H230ZM239 69V70H238ZM254 69H256V70H254ZM10 70V72H8ZM199 70V71H198ZM202 70V69H201ZM217 70H218V72H217ZM220 70H224L223 72L222 71H220ZM234 70V71H233ZM237 70V71H236ZM215 71V72H214ZM243 71V72H242ZM245 71H247L246 73H245ZM6 72V71H5ZM4 72V73H5ZM20 74H19V73ZM205 72V71H204ZM203 72V73H204ZM223 74H222V73ZM233 72H236L235 74L233 73ZM250 72V73H249ZM257 72V73H256ZM202 73V74H203ZM213 73H215V74H213ZM201 74V75H202ZM217 74H218V76H217ZM219 74H220V76H219ZM228 74V75H227ZM237 74V75H236ZM240 74H242V75H240ZM245 74V75H244ZM248 74V75H247ZM255 74V75H254ZM257 74V75H256ZM212 75V76H211ZM215 77H214V76ZM247 75V76H246ZM234 76V77H233ZM243 76H245L244 78H243ZM256 76V77H255ZM260 76V77H259ZM196 77V78H197ZM217 77V78H216ZM224 77V78H223ZM15 78H16V84H15ZM216 78V79H215ZM227 78V79H226ZM232 78L233 79H235V80H232ZM248 78V79H247ZM252 79V80H250V79ZM219 79H220V81H219ZM244 79V80H243ZM263 79V80H262ZM211 80H213L212 81V83H211ZM223 81V83H222V81ZM226 80V81H225ZM232 80V81H231ZM208 81H209V83H208ZM224 81H225V83H224ZM234 81H235V83H234ZM245 81H246V83H245ZM250 81H251V83H250ZM256 81H257V83H256ZM261 81H263V83H261ZM18 83V84H17ZM200 83V85H199V87H198V84ZM207 83V84H206ZM231 83H232V86H230L229 87V85H231ZM237 83V84H236ZM257 85H256V84ZM211 84V85H210ZM251 84V85H250ZM259 84H260V86H259ZM9 85H11V86H9ZM16 85H18V86H16ZM224 85V86H223ZM234 85V86H233ZM236 85V86H235ZM244 85H245V87H244ZM6 88H5V87ZM195 86V85H194ZM201 86H204L203 88L201 87ZM206 86H208V87H210L209 89L206 87ZM251 86H253L252 88H249V87H251ZM262 86V87H261ZM19 87V88H18ZM236 87V88H235ZM242 89H241V88ZM259 87V89H257ZM200 88V89H199ZM229 88H230V92H229ZM231 88H233V90L231 89ZM235 88V89H234ZM245 88V89H244ZM248 88V89H247ZM10 89V90H9ZM215 89H216V91H215ZM236 89H238V90H236ZM250 89V90H249ZM254 89V90H253ZM15 90H16V92H15ZM198 90V91H197ZM203 90H205L206 91V94H204L205 93V91H203ZM247 90V91H246ZM3 91V92H2ZM200 91V92H199ZM242 91H246V92H242ZM260 91V92H259ZM4 92H5V94H4ZM252 92V93H251ZM1 93H3V94H1ZM214 93V94H213ZM245 93V94H244ZM6 94H9V95H6ZM12 94V95H11ZM220 94L221 95H225V96H220ZM232 94V95H231ZM235 94V95H234ZM237 94V95H236ZM2 95V96H1ZM5 95V96H4ZM200 95V96H199ZM203 95V96H202ZM206 95V96H205ZM214 95V96H213ZM12 98H11V97ZM195 96H197V97H195ZM210 96H212V97H210ZM232 96V97H231ZM240 96H241V98H240ZM244 98H243V97ZM260 96V97H259ZM42 97V98H41ZM85 97V100H86V103H87V106L90 104V101H91V99H90V97L91 96H83L82 98H84ZM201 97H202V100H203V103H202V100H201ZM222 97V98H221ZM228 97H229V99H228ZM235 99H234V98ZM1 98H2V100H1ZM4 98V99H3ZM34 98V99H33ZM35 98H40L41 99V101H40V99L38 100V99H35ZM199 98V99H198ZM204 98H206L205 100H204ZM209 98L210 99H212V101H216V103H214V102H212L211 100H209ZM246 98V99H245ZM251 98V99H250ZM254 98V99H253ZM257 98H258V100H260V101H258L257 100ZM9 99H11L12 100V103H13V105H11V101L9 100ZM197 99V100H196ZM242 99V100H241ZM8 100V101H7ZM219 100V101H218ZM244 100H245V102H244ZM250 100V101H249ZM9 101H10V107H9ZM190 101H192V99L190 100ZM208 101H211V103L212 104H210ZM39 102V103H38ZM89 102V103H88ZM232 102V103H231ZM234 102V103H233ZM249 102V103H248ZM259 103V106H258V104L256 105V103ZM24 103V104H23ZM85 102H84V104H86ZM229 103V104H228ZM8 104V105H7ZM23 104V105H22ZM30 105V107H27V105ZM32 104V105H31ZM95 105H96V103H94ZM97 104H99V102L97 103ZM199 104V105H198ZM210 104V105H209ZM215 104H217L216 106H214ZM232 104V105H231ZM83 105V104H82ZM101 105V104H100ZM202 105H204L203 107H202ZM211 105H212V110L210 109V107H211ZM3 106V107H2ZM8 106V107H7ZM19 106V107H18ZM32 106V107H31ZM37 106V107H36ZM200 106V107H199ZM213 106H214V109H213ZM256 106H258V107H262V109H261V112H260V114H259V119L258 120H256V119H254V108L256 107ZM203 109H202V108ZM206 107V108H205ZM217 107H218V109H217ZM252 107V108H251ZM15 108V109H14ZM34 109V110H32V109ZM83 108V107H82ZM198 108V109H197ZM210 110H209V109ZM17 109V110H16ZM226 109V110H225ZM23 110V111H22ZM30 110H32V111H30V113H29V111ZM197 110H199V113H198V111ZM219 110H221V112L219 111ZM229 110V111H228ZM231 110V111H230ZM20 111H21V115L22 116H20ZM26 111V112H25ZM28 111V112H27ZM14 114H13V113ZM23 112V113H22ZM215 112V113H214ZM220 112V113H219ZM26 113V114H25ZM194 113H196V115H194ZM218 113V114H217ZM27 114H28V116H27ZM219 114H220V116H219ZM262 114V115H261ZM16 115V116H15ZM190 115H189V118H190ZM193 115V116H192ZM244 115V116H243ZM198 116L200 117V118H198ZM210 116V117H209ZM242 116V117H241ZM263 117V120L261 119V117ZM1 117H3V118H1ZM223 117V118H222ZM240 117V118H239ZM196 118H198L199 120H195ZM203 118V119H202ZM222 118V119H221ZM232 119H234V121L232 120ZM247 119V120H246ZM252 119V120H251ZM255 121H254V120ZM11 120H12V123H11ZM20 120H21V122H20ZM216 120V121H215ZM222 120V121H221ZM240 120V121H239ZM262 120V121H261ZM18 121V122H17ZM198 121V122H197ZM204 121V122H203ZM206 121V122H205ZM250 121V122H249ZM252 121V122H251ZM10 122V123H9ZM13 122H14V124H13ZM203 122V123H202ZM209 122V123H208ZM216 122H220L219 123V125H218V123H216ZM232 122V123H231ZM238 122H240V123H238ZM255 122H257V123H255ZM261 122H263V123H261ZM3 123V124H2ZM23 123V122H22ZM200 123V124H199ZM209 125H208V124ZM252 123V124H251ZM13 124V125H12ZM17 124V125H16ZM20 124H21V128H20ZM190 124L192 125V126H190ZM199 124V125H198ZM203 124V125H202ZM210 124H212V125H210ZM228 124H232L231 126L230 125H228ZM24 125H25V123H24ZM188 125V126H187ZM199 127H198V126ZM203 126L202 128H204V129H202L201 128V126ZM215 125V126H214ZM217 125V126H216ZM237 125V126H236ZM239 125V126H238ZM248 125V126H247ZM260 125V126H259ZM12 126H15V127H12ZM219 126H222V127H219ZM230 126V127H229ZM256 128H255V127ZM261 126H262V128H261ZM24 127H26V126H24ZM23 127V128H24ZM27 127H28V125H27ZM210 127V128H209ZM257 130H255L254 128ZM8 128V129H7ZM194 128H196V130L194 129ZM202 130H201V129ZM241 128V129H240ZM210 129H212L211 130V132H210ZM221 131H220V130ZM9 130V131H8ZM200 130V131H199ZM238 130V131H237ZM240 130V131H239ZM249 132H247V131ZM253 130H254V132H253ZM263 130V131H262ZM187 131H188V133H187ZM213 131V132H212ZM222 131L224 132L223 134L224 135H222ZM237 131V132H236ZM242 131H244V132H242ZM256 131V132H255ZM22 132H24V130L22 131ZM199 134H198V133ZM235 132V134H233ZM251 132H252V134H251ZM262 132H263V135H262ZM202 133V134H201ZM229 133V134H228ZM7 134V135H6ZM20 134V133H19ZM187 134V135H186ZM211 134H213V135H211ZM247 134V135H246ZM251 134V135H250ZM7 137H6V136ZM187 137H186V136ZM196 135V136H195ZM201 135H203V136H201ZM208 135V136H207ZM220 136L219 138H218V136ZM249 135L251 136L250 138H249ZM252 135H255V137L254 136H252ZM17 136V138H18V135H16ZM200 136V137H199ZM211 136V137H210ZM224 136V137H223ZM234 136H236V137H234ZM246 136V137H245ZM184 137H186V138H184ZM202 137V138H201ZM214 137H216L215 139H214ZM228 137V138H227ZM253 137H254V139H253ZM263 137V138H262ZM2 138H3V140H2ZM206 138V139H205ZM222 138H223V140H222ZM226 138V139H225ZM235 138V139H234ZM242 140H241V139ZM244 138H246L245 140H243ZM185 139V140H184ZM193 139H194V141H193ZM201 139V140H200ZM213 139V140H212ZM220 139V140H219ZM263 139V140H262ZM189 140V141H188ZM192 140V141H191ZM205 140V141H204ZM207 140H209V141H207ZM226 140V141H225ZM229 140V141H228ZM233 140V141H232ZM238 140H240V141H238ZM21 141V140H20ZM188 141V142H187ZM191 141V142H190ZM197 143H196V142ZM219 141H221L220 143H217V142H219ZM251 143H250V142ZM261 141V142H260ZM195 142V143H194ZM199 142V143H198ZM208 143V145H206V144H203V143ZM212 142H214L215 143V145H213L214 143H212ZM226 142H227V144H226ZM249 142V143H248ZM255 142V143H254ZM2 143H3V145H2ZM5 143V144H4ZM9 143V144H10ZM189 143V144H188ZM235 143V144H234ZM236 143L238 144V145H236ZM243 145H242V144ZM262 144L261 146L259 145V144ZM219 144H221V145H219ZM230 144V145H229ZM192 145H194V146H192ZM197 145V146H196ZM219 145V146H218ZM226 145H227V147L229 146V148H227L226 147ZM251 145V146H250ZM255 147H254V146ZM184 146V147H183ZM206 146H208V147H206ZM215 146V147H214ZM218 146V147H217ZM223 146V147H222ZM14 146H12L10 149L11 150H13L12 148H13ZM210 147V148H209ZM222 147V148H221ZM238 147H239V149H238ZM257 147H258V149H257ZM4 148H5V151H4ZM15 148V147H14ZM183 148V149H182ZM196 148V149H195ZM207 148V149H206ZM218 148H219V150H218ZM255 148H256V152H257V154H258V161H257V165H258V168H257V166H256V172L259 174V176L262 178V179H256V181L254 182V185L256 186H254V187H251V185H249L248 184V181L246 180V176L245 177H243V175L242 174H245V175H247L248 176V174H250V171H251V169H252V163H253V158H254V155L256 154V153H254L255 152ZM7 149V150H6ZM8 150V154H9V152L11 151V150ZM170 149V150H169ZM191 149H192V151H191ZM195 149V150H194ZM198 149V150H197ZM210 149V150H209ZM236 149H238V150H236ZM206 150V151H205ZM235 150V151H234ZM258 150V151H257ZM164 151V152H165ZM177 151V152H176ZM1 152H0V155H1ZM181 152V153H180ZM193 152V153H192ZM196 152V153H195ZM197 152H198V154H197ZM207 152H208V154H207ZM216 152H217V154H216ZM248 152V153H247ZM262 152V153H261ZM11 153V152H10ZM177 153H180V154H182V156H180L177 160H176V158L178 157L176 154ZM187 153V154H186ZM193 155H192V154ZM203 153V154H202ZM2 154V155H3ZM194 154H196V155H194ZM210 154V155H209ZM213 154V155H212ZM238 154V155H237ZM256 154V155H257ZM7 155V154H6ZM5 155V156H6ZM171 155H173V156H171ZM198 155H201V156H199L200 157V159L198 158ZM204 155V156H203ZM207 155H209V156H207ZM216 155V156H215ZM242 155V156H241ZM245 155V156H244ZM194 156H196V157H194ZM231 156V157H230ZM244 156V157H243ZM176 157V158H175ZM189 157V158H188ZM225 158V161H224V158ZM248 157H250V158H248ZM210 158V159H209ZM244 158V159H243ZM183 159H184V161H183ZM185 159H186V166H185ZM188 159V160H187ZM202 159V160H201ZM223 159V160H222ZM19 160V158L16 156V157H14V159H13V161L12 160H10L7 164H6V168H5V175L6 174H8V171L7 170H13V168H14V172H15V170L18 168V165H17V161ZM208 160V161H207ZM179 161V162H178ZM188 161V162H187ZM203 161V162H202ZM211 161V162H210ZM214 161V162H213ZM243 161V162H242ZM196 164H195V163ZM202 162V163H201ZM204 162H205V164H204ZM207 162H209L208 164H207ZM245 162V163H244ZM182 163V164H181ZM212 163V164H211ZM218 163V164H217ZM175 164H177V165H175ZM182 165V167L180 166V165ZM193 164H194V166H193ZM201 165V167L202 168H204L203 170H202V168L200 167V165ZM215 164V166L213 167L212 165H214ZM206 165H208V166H206ZM242 165V166H241ZM188 166H189V168H188ZM219 166V167H218ZM185 167V168H184ZM192 167V168H191ZM221 167V168H220ZM225 167V168H224ZM263 167V168H262ZM174 168V169H173ZM176 168V169H175ZM182 168V169H181ZM198 168V169H197ZM210 169V170H208V169ZM217 170H216V169ZM240 168V169H239ZM179 169H180V171H179ZM188 169V170H187ZM192 169V170H191ZM194 169V170H193ZM227 169V170H226ZM232 169V170H231ZM243 169V170H242ZM250 169V170H249ZM261 169V170H260ZM175 170H177V171H175ZM208 170V171H207ZM212 170V171H211ZM175 171V172H174ZM185 171V172H184ZM187 171H189L188 173H187ZM199 171H201L200 173L197 172ZM206 171V172H205ZM221 171V173H219ZM224 171V172H223ZM226 171V172H225ZM228 171V172H227ZM234 172L235 174L236 173H239V174H241L242 176H239V177H237V176H231L230 175V172ZM261 171H263V172H261ZM7 172V173H6ZM16 172H17V170H16ZM174 172V173H173ZM180 173V174H178V173ZM183 172V173H182ZM191 172V173H190ZM249 172V173H248ZM151 173V172H150ZM153 173V172H152ZM212 173H214V174H212ZM225 173V174H224ZM229 173V174H228ZM174 174V175H173ZM191 174V175H190ZM196 174H198V175H200V176H198V175H196ZM232 174V173H231ZM258 174H256V178L258 177ZM152 175V174H151ZM150 175V179L151 178H153L154 177V174H153V177ZM181 175V176H180ZM193 175V177H191ZM214 177H213V176ZM177 176H179V177H177ZM221 176V177H220ZM225 176V177H224ZM11 177V176H10ZM190 177H191V179H190ZM218 177V178H217ZM233 177V178H232ZM260 177H258V178H260ZM9 177L7 176V179H5L6 181L8 180V181H10L9 183L11 184L13 181V179L11 180V178H9ZM171 178V179H170ZM174 178V179H173ZM177 178V179H176ZM178 178H180V179H178ZM196 178V179H195ZM200 178H201V180H200ZM236 178V179H235ZM248 178V177H247ZM169 179V180H168ZM187 179V180H186ZM210 179H211V181H210ZM218 179V180H217ZM224 179V180H223ZM235 179V180H234ZM240 181H239V180ZM1 180V179H0ZM168 180V181H167ZM174 180H176V182L174 181ZM178 180V181H177ZM184 180H185V182H184ZM191 180V181H190ZM199 180V181H198ZM232 180H234V182L232 181ZM238 182H237V181ZM263 182H261V181ZM3 181V180H2ZM2 181H0L1 183H0V202L2 203H0V207H1V209H0V221L1 222H3V221H5L4 223H1V225H0V227H2V226H4V225H2V224H7L6 226L9 228V227H11V220L10 221H8V217H9V219H12V221L16 218L14 215H13V213L14 214H16L17 212L19 213V211H20V207H24L25 205H26V201H23V198L21 197V196H24L23 195V193L21 192V191H19L18 192V190H21V189H18V188H16L17 186H15V185H13L12 187L13 188H15L14 189V192L12 191V189L13 188H11V186H8V185H10V184H7V182H6V184L3 182L2 183ZM12 181V182H11ZM180 181V182H179ZM183 181V182H182ZM195 181V182H194ZM205 181V182H204ZM224 183H222V182ZM235 181L237 182V184L235 183ZM260 183H259V182ZM178 182V183H177ZM202 182V183H201ZM256 182L257 183H259V185H257L256 184ZM167 183V184H166ZM179 183H182L183 185H181V184H179ZM191 183V184H190ZM208 183V184H207ZM233 183V184H232ZM248 184V186H246V184ZM14 184V183H13ZM177 185V186H175V185ZM179 184V185H178ZM189 184V185H188ZM195 184V185H194ZM211 184V185H210ZM235 184L237 185L236 187H233V186H235ZM111 185L113 186V184L111 183ZM110 185V186H111ZM171 185V186H170ZM219 185V186H218ZM231 185H233V186H231ZM111 186V187H112ZM186 186V187H185ZM191 186V187H190ZM207 186V187H206ZM217 186V187H216ZM239 186V187H238ZM246 186V187H245ZM251 187L252 188V194H251V198L252 199H250V197L249 196H247V194H246V189H247V192L249 191L248 190V188L247 187ZM260 186V187H259ZM8 187V188H7ZM11 189H10V188ZM175 187V188H174ZM199 187V188H198ZM208 187H209V189H208ZM215 187V188H214ZM5 190H4V189ZM171 188H173V189H171ZM203 188V189H202ZM205 188H206V190H205ZM214 188V189H213ZM227 188V189H226ZM232 188H235L234 190L232 189ZM250 188V189H251ZM255 189V191H254V189ZM257 188V189H256ZM261 188V189H260ZM9 189V190H8ZM30 188H28V189H25L27 192V197H25V198H27L29 201H28V203H29V205L30 204H35L34 203V201H40V205H38L37 206V204L39 203H37L35 206H37V208H33L32 207V209L30 208V206H29V210H30V212H31V214L32 215H34V212L37 210V209H40V208H38L39 206L42 208V206L41 205H45L46 204V207L47 206H49L50 205V203L47 201L46 203H42V201H44L45 202V200H43L42 199V201H41V198L39 197V199H37L38 198V196H40L39 194H38V190L37 191H34L32 188H31V190H32V192H31V190L30 191H28ZM35 189V188H34ZM200 189V190H199ZM219 189H220V191H219ZM223 189V190H222ZM230 189H232L231 191H230ZM185 190H187V191H185ZM190 190H192V193H191V191ZM212 190V191H211ZM256 190L258 191V192H256ZM11 192V193H8V192ZM24 191V190H23ZM174 191V192H173ZM177 191V192H176ZM236 191V193L234 194V192ZM237 191H239V192H237ZM253 191H254V193H253ZM28 192H30L29 194H28ZM35 192H36V194H35ZM201 192V193H200ZM244 192H245V194H244ZM250 192V191H249ZM19 193V194H18ZM165 193V194H164ZM171 193H173V194H171ZM190 193V194H189ZM203 193H205V195H203ZM228 193V194H227ZM261 193V194H260ZM16 194V195H15ZM33 194V195H32ZM198 196H197V195ZM207 194V195H206ZM218 194V195H217ZM254 194V195H253ZM263 194V195H262ZM6 195V196H5ZM29 195V196H28ZM35 198H32V196ZM37 197H35V196ZM38 195V196H37ZM173 195H174V198H173ZM201 195V196H200ZM230 195H233V196H230ZM246 195V196H245ZM257 195V196H256ZM262 195V196H261ZM16 199L17 197L18 198H22V201L20 200V201H18V202H20V203H18L17 204V202H15V203H13V201H16V200H14V199H12L13 197ZM169 197V198H167V197ZM171 196V197H170ZM175 196H176V198H175ZM179 196V197H178ZM222 196H224V197H222ZM241 196H244V197H242L243 199H244V201H247V202H243L244 203V205H243V203H242V205H241V207L242 206H244V207H242L241 209H240V204H238V203H241V201H243V199L241 198ZM254 196H255V198H254ZM10 197V198H9ZM12 197V198H11ZM157 199H156V198ZM178 197V198H177ZM189 197V198H188ZM197 198V200H196V198ZM199 197V198H198ZM239 197V198H238ZM2 198V199H1ZM6 198V199H5ZM25 198H24V200H25ZM29 198H31V199H29ZM167 198V199H166ZM172 200H171V199ZM204 198V199H203ZM214 198V199H213ZM239 200H238V199ZM248 199V200H246V199ZM254 198V199H253ZM258 198H259V200H261V201H258ZM261 198V199H260ZM10 199V200H9ZM37 199V200H36ZM170 199V200H169ZM190 199V200H189ZM199 199H201V200H199ZM249 199L251 200V201H249ZM12 200V201H11ZM162 200V201H161ZM168 200L169 201H173V202H168ZM180 200H183V201H180ZM188 200V201H187ZM216 200V201H215ZM229 200V201H228ZM234 200V201H233ZM3 201V202H2ZM10 201V202H9ZM156 201V202H155ZM177 201V202H176ZM190 201V202H189ZM197 201H198V203H197ZM213 201V202H212ZM7 204H6V203ZM14 204H12V203ZM23 202L25 203L24 205H23ZM32 202V203H31ZM154 202V203H153ZM162 202H163V204H162ZM166 202H167V205H166ZM176 202V203H175ZM180 202V203H179ZM207 202H209L210 204H208ZM217 202V203H216ZM219 202V203H218ZM223 202V203H222ZM249 202H252V206L255 208V209H257V210H260V209H262V210H260V211H257V213H259L258 214V218H259V220L260 221H257L258 220V218H257V220L255 221L254 220V224H251V225H249V226H252L253 227V225L254 226H256V227H254V228H250L249 230H250V232H249V236H247V234L246 233H248V232H245V234H246V236H244V237H242V239H241V237H238V238H236V239H233V242L232 243H234V245H232V243H231V245L233 246V248H232V246H230V244H229V248H228V242H224V243H226L225 245L226 246H214V245H212V243H209V241H211V239H213L215 236H218L219 234L221 235L222 233V235H221V237L222 236H227V235H229V236H231V234L232 233H230L231 232V230H232V228L234 227L233 225L236 223V221H237V219H236V217H237V214H238V212L239 213H241V214H244L245 212H246V208H247V204L249 203ZM255 202V203H254ZM261 202V203H260ZM263 202V203H262ZM4 203V204H3ZM11 203V204H10ZM22 203V205L20 206V204ZM156 203V204H155ZM165 203V204H164ZM169 203H170V205L171 206H173V207H171L170 205H169ZM174 203V204H173ZM203 203H205V205L203 204ZM227 203V204H226ZM230 203H231V205H230ZM254 203V204H253ZM259 205H258V204ZM18 206H17V205ZM138 204V205H137ZM140 204V205H139ZM146 206H145V205ZM153 204V205H152ZM178 204V205H177ZM188 204H189V206H188ZM193 204V205H192ZM199 204V205H198ZM213 204V205H212ZM217 204V205H216ZM261 204V205H260ZM17 207H19V210H17V208H16V206ZM31 205V206H32ZM178 207H177V206ZM182 205H183V207H182ZM198 205V206H197ZM233 205V206H232ZM3 206H4V209H3ZM7 206H8V209H7ZM10 206V207H9ZM14 206H15V208H14ZM27 206V205H26ZM179 206H180V208H179ZM210 206V207H209ZM237 206H239V207H237ZM255 206H257V208L255 207ZM14 208V209H12V208ZM28 207V206H27ZM45 206H44V208H46ZM127 209H126V208ZM149 207L151 208V209H149ZM156 207V208H155ZM166 207H167V209H166ZM185 207H188V208H185ZM200 207V208H199ZM217 207V208H216ZM221 207V208H220ZM260 207V209H258ZM124 208H125V210L126 211H128L129 209H128V206H126V205H124ZM178 210H180V211H177V209ZM183 208H185V209H183ZM212 208H214V209H212ZM227 208V209H226ZM232 208V209H231ZM235 208H237V209H235ZM253 208V209H254ZM143 209H145L144 211H143ZM148 209H149V211H148ZM156 211H155V210ZM171 209H173V210H171ZM174 209H176V210H174ZM202 209V210H201ZM219 209V210H218ZM221 209V210H220ZM224 209V210H223ZM241 211H240V210ZM245 209V210H244ZM6 210V211H5ZM13 210V211H12ZM132 210V211H133ZM142 210V211H141ZM166 210H167V213H166ZM184 210V211H183ZM190 210V211H189ZM198 210V211H197ZM201 210V211H200ZM34 211V212H33ZM142 213H141V212ZM146 211L148 212V214L149 215H147L146 216ZM151 211L154 213V215H152L151 214ZM183 211V212H182ZM212 211V212H211ZM222 211V212H221ZM231 211V212H230ZM243 211V212H242ZM8 212V213H7ZM11 213V215L14 217H12V218H10V213ZM13 212V213H12ZM33 212V213H32ZM139 212V213H138ZM159 212V214H157ZM165 212V213H164ZM171 212V213H170ZM175 212V213H174ZM184 213V214H182V213ZM186 212V213H185ZM189 212V213H188ZM206 212H207V215H206ZM210 212V213H209ZM6 213V214H5ZM141 213V214H140ZM143 213H144V215H143ZM160 213H162V214H160ZM179 213V214H178ZM196 213V214H195ZM213 213V215H211ZM222 213V214H221ZM237 213V214H236ZM46 214H47V212H46ZM135 214V215H134ZM138 214V215H137ZM151 214V215H150ZM157 214V215H156ZM165 214H166V216H165ZM168 214V215H167ZM170 214V215H169ZM193 214V215H192ZM226 214V215H225ZM232 214V215H231ZM177 215V216H176ZM6 216V217H5ZM8 216V217H7ZM48 216V215H47ZM85 216V215H84ZM83 216V218L84 219H88V217L89 216H91V215H86V217L87 218H85ZM149 216V217H148ZM150 216H151V218H150ZM155 216V217H154ZM157 216H159V217H157ZM163 216H164V218H163ZM188 216V217H187ZM194 216V217H193ZM196 216V217H195ZM199 216V217H198ZM209 216V217H208ZM214 216L216 217L215 219H214ZM223 216V217H222ZM113 217H114V219H113ZM113 217L111 216V218H106V220H108V221H115V219H117V220H119L117 217H115L114 215H113ZM136 217V218H135ZM161 217H162V219H161ZM175 217V218H174ZM182 217V218H181ZM198 217V218H197ZM205 217V218H204ZM230 217V218H229ZM6 218V219H5ZM149 218V219H148ZM159 218V220H160V222H158V220L157 219ZM181 218V219H180ZM195 218V219H194ZM213 218V219H212ZM3 219V220H2ZM89 219H90V217H89ZM142 219V220H141ZM144 219V220H143ZM171 219V220H170ZM187 219V221H185V222H183L184 220H186ZM202 219V220H201ZM208 219V220H207ZM220 219V220H219ZM225 219V221H226V225L223 227V226H220L219 227V229L217 228V227H215L214 228V224H213V222H215L216 221V223L217 224H219L220 222H223V220ZM233 219V220H232ZM116 220V221H117ZM138 220V221H137ZM147 220V221H146ZM175 220V221H174ZM182 220V221H181ZM192 220V221H191ZM206 220V223H204V221ZM212 220H213V222H212ZM8 221V222H7ZM134 221V222H133ZM142 221V222H141ZM152 221V222H151ZM168 221V222H167ZM233 221V222H232ZM10 222V223H9ZM119 221H117V222H115V223H118ZM154 222V223H153ZM183 224H182V223ZM195 222V223H194ZM256 222H258L257 224H256ZM15 222H12V228L11 229H13V230H11V232L9 233V231H10V229H7V231L6 232H8V234L10 235L12 232H14V231H18V230H16L17 229V227H19V229H22V228H20V226H18V224H14ZM160 223V224H159ZM184 223H185V225H184ZM186 223H188L187 225H186ZM190 223H191V225H190ZM201 223H203V224H201ZM231 223V224H230ZM9 224V225H8ZM148 224V225H147ZM154 226H153V225ZM157 224V225H156ZM167 226H166V225ZM195 224V226H193ZM211 224V225H210ZM15 225V226H14ZM152 225V226H151ZM209 225V226H208ZM228 225H230V226H228ZM258 225V226H257ZM39 226V227H38ZM138 226V227H139ZM157 226V227H156ZM200 226V227H199ZM202 226V227H201ZM212 226V227H211ZM227 226H228V228H227ZM261 226V227H260ZM14 227V228H13ZM34 227L35 228H42V226H40L39 224L37 225L36 224V226L34 225ZM176 227V229H173V228H175ZM182 229H181V228ZM196 227V228H195ZM199 227V228H198ZM208 227V228H207ZM211 227V228H210ZM230 227V228H229ZM32 229H33V227H31ZM67 228H70V227H66V230H67ZM144 228H146V229H144ZM150 228H152V229H150ZM159 228H161V229H159ZM202 228H203V230H202ZM212 228H213V230H212ZM217 228V229H216ZM261 228V229H260ZM2 229L4 230L5 228H3L2 227ZM2 229H0V232L2 233V236H3V233L5 234V231H3L2 232ZM5 229V230H6ZM15 229V230H14ZM71 229V228H70ZM134 229V230H133ZM156 229H159V231H161L162 230V232H160L159 234H158V230H157V232H156ZM163 229L166 231H163ZM205 229H206V231H205ZM222 229H223V231H222ZM226 229V230H225ZM229 229H230V231H229ZM260 229V230H259ZM34 230V229H33ZM32 230V231H33ZM63 230V229H62ZM69 230V229H68ZM135 230L137 231V232H135ZM142 231V233H141V231ZM154 232H156V233H154ZM173 230L174 231H177V232H174L173 233ZM188 230V231H187ZM196 230V231H195ZM199 230V231H198ZM210 230V231H209ZM218 230V231H217ZM225 230V231H224ZM31 231V230H30ZM31 231V232H32ZM35 231V230H34ZM48 231V230H47ZM50 231V230H49ZM64 231H65V228H64ZM64 231H61V233L62 234H64L65 232ZM140 231V232H139ZM148 231V232H147ZM150 231V232H149ZM182 232V231H185V232H182V233H180V232ZM192 231H195V233L194 232H192ZM205 231V232H204ZM207 231H209L208 233H207ZM219 231H221V232H219ZM229 231V232H228ZM64 232V233H63ZM86 232H88V230H86ZM165 232V233H164ZM187 232V233H186ZM190 234H189V233ZM193 233V236L191 235L192 233ZM205 233V235H207V236H203V233ZM218 234H216V233ZM225 232V233H224ZM253 232V233H252ZM261 232V233H260ZM16 232H14V234H15ZM18 233V232H17ZM16 233V234H17ZM23 235H21V234ZM33 233V232H32ZM31 233V235L33 236V239H34V235ZM136 233V234H135ZM138 233V234H137ZM168 233H170L171 235H167ZM177 235H176V234ZM200 233H201V235L203 236H201L200 235ZM210 233V234H209ZM213 234V238L212 237H210L209 235H212ZM215 233V234H214ZM229 233V234H228ZM257 235H256V234ZM259 233L261 234V235H259ZM15 234V236H12L11 238H14V239H17V238H15L17 235L18 236H21V237H24L25 238V241H26V239L29 237V234L30 233H26L25 231L24 232H21L20 230H19V234H17L16 235ZM25 234V235H24ZM182 234V235H181ZM185 234H187V235H185ZM195 234V235H194ZM198 234L200 235V238H199V236H198ZM224 234H226V235H224ZM251 234V235H250ZM253 234V235H252ZM1 235V234H0ZM136 235V236H135ZM149 237H148V236ZM191 235V236H190ZM215 235V236H214ZM219 235V236H220ZM28 236V237H27ZM32 236H30L28 239H27V241L25 242V244H24V246L25 247H28L29 246V244H32V245H34V247H37V248H39V247H41V244H40V242H39V240H36V239H34V241H33V239H32ZM148 238H147V237ZM156 238H155V237ZM163 236V237H162ZM196 236V237H195ZM198 236V237H197ZM228 236V237H229ZM154 237V238H153ZM168 238V239H166L165 240V238ZM195 237V238H194ZM202 237V238H201ZM228 237H226V238H228ZM248 237V238H247ZM250 237V238H249ZM255 237V238H254ZM263 237V238H262ZM151 238H153L152 240H151ZM159 238V239H158ZM170 238V239H169ZM174 238V239H173ZM196 238H197V240H196ZM199 238V239H198ZM223 238V237H222ZM243 238H245V239H243ZM262 238V239H261ZM13 239V240H14ZM161 239H163V240H161ZM171 239H173V240H171ZM258 239H261V240H259L258 241ZM18 240V239H17ZM17 240H15L14 242H17ZM186 240V241H185ZM195 240V241H194ZM209 240V241H208ZM237 240V241H236ZM241 240V241H240ZM255 240V241H254ZM119 241V242H118ZM171 241H173V242H171ZM175 241V242H174ZM191 241V242H190ZM237 243H236V242ZM238 241H240V242H238ZM247 241H249V242H247ZM254 241V242H253ZM13 242V243H14ZM33 242H34V244H33ZM85 241H83V242H80L79 244H82L83 246L86 244V243H84ZM108 242H109V244H108ZM114 242V243H113ZM150 242V243H149ZM154 242V243H153ZM157 244H156V243ZM177 242V243H176ZM255 244V242H259L258 243V245L256 244V246L255 245H253V243ZM153 243V244H152ZM223 243V244H224ZM235 243H236V245H235ZM241 243H242V245H241ZM19 244H20V246H21V243L18 241L17 243H16V247H19ZM79 244H75V246L74 245H72V247H74V248H70V246L69 245H67V246H69L68 248H67V246H65L66 248H67V250L66 249H61L60 250V252H62V253H57L56 255H54L53 257H51L50 259H47L46 260V262L48 261V262H51V261H53V260H60L59 262L61 263V264H65V263H70L71 264V261L74 259V258H76V257H74L73 258V256L76 254H74L73 256H72V254H71V252L72 251H75V250H77V249H75V248H77L76 246H78ZM188 244V245H187ZM204 244V245H203ZM240 244V245H239ZM206 245V246H205ZM250 245H253V247H251V248H249L250 247ZM5 246V245H4ZM3 246V248H6V247H4ZM14 246H15V243H14ZM14 246L12 247V249L14 248ZM91 246V245H90ZM104 246V247H103ZM171 246V247H170ZM177 246V247H176ZM193 246V247H192ZM201 246V247H200ZM208 246V247H207ZM212 246V247H211ZM236 246V247H235ZM9 249H11L10 248V246L8 245L7 246ZM158 247H156V248H158ZM173 247V248H174ZM184 247V248H183ZM204 247V248H203ZM216 247H218L217 249H216ZM231 247V248H230ZM258 247V248H257ZM8 248H6L5 249V251L6 250H8ZM95 248H97V247H95ZM149 249V250H152V251H154V249ZM162 248V247H161ZM181 248H182V250H184L183 252L181 251ZM199 248V249H198ZM11 249V251H13V250H15V249H13L12 250ZM73 249V250H72ZM87 249H88V246H84V247H82L80 250H78V251H80V255H79V252L77 251V256H81V252L84 250H86L87 251ZM166 250H168L167 248H165ZM187 249V250H186ZM201 249V250H200ZM208 249H209V251H208ZM211 249V250H210ZM213 249V250H212ZM214 249H216V250H214ZM222 249V250H221ZM234 249V250H233ZM241 249V250H240ZM4 250V249H3ZM142 250V251H141ZM159 250H160V248H159ZM158 250V251H159ZM162 250H163V248H162ZM171 249H169V251H170ZM260 250H261V246H260ZM84 251H83V253H84ZM151 251V252H152ZM157 251V252H158ZM175 251V252H176ZM204 251H205V253H204ZM207 251V252H206ZM220 251V252H219ZM230 251V252H229ZM8 252H9V250H8ZM96 252H97V250H96ZM146 252V251H145ZM156 252V253H157ZM162 252V254L160 253V251H159V255H161V256H159L158 255V253H157V255H156V259L155 258H153L152 257V255H151V257H149L148 256V254H147V252H146V255H147V257L149 258V260H148V258L146 257V258H144L145 257V255H144V252L141 254L140 253V255L142 256L143 255V257H141V259L142 260H139L138 262H139V264H147L148 262L147 261H149V262H151L152 260V258L154 259V262L156 261V262H158V264H163L162 262H164L165 263V260H166V258H167V256H173L174 254H175V252L174 251H171V252H169L170 254L169 255H167L165 258H164V256H165V252L164 251H161ZM178 252V253H179ZM13 253V254H12ZM11 254L14 256V251L12 252ZM82 253V254H83ZM149 253V252H148ZM166 253H168V252H166ZM171 253H173V254H171ZM225 253V254H226ZM239 253V254H240ZM106 254V255H105ZM110 256H109V255ZM121 254V255H120ZM164 254V255H163ZM177 254V253H176ZM233 254H231V255H233ZM234 254V255H235ZM238 254V253H237ZM256 254V253H255ZM75 255V256H76ZM104 255V256H103ZM107 255H108V257H107ZM154 255V254H153ZM223 255V254H222ZM86 256V255H85ZM90 255H87V257H84L83 259H81V260H84L85 258H88ZM170 256H169V258H170ZM103 257V258H102ZM104 257H106L107 258V260H105L104 259ZM118 257V258H117ZM158 257V258H157ZM151 258V259H150ZM162 258H164V259H162ZM169 258H167V260L169 259ZM100 259V260H99ZM109 259V260H108ZM118 259V260H117ZM146 259V260H145ZM160 259H162V260H164V261H162V260H160ZM171 259V258H170ZM169 259V260H170ZM71 260V261H70ZM80 260V261H81ZM86 260V259H85ZM84 261V262H82V264H87L88 262H91L90 264H96L95 262H93V261ZM167 260H166V262H167ZM101 261H103L102 263H101ZM109 261H111L110 263H108ZM114 261V262H115ZM160 261V262H159ZM93 262V263H92ZM100 262V263H99ZM125 263H126V260L124 261ZM128 262V261H127ZM130 263H131V261H129ZM128 262V263H129ZM141 262H143V263H141ZM79 264H81V263H79ZM89 264V263H88ZM121 264H124V263H121ZM132 264V263H131ZM133 264H137V262H135V263H133ZM238 264V263H237ZM244 264H248V263H244ZM250 264V263H249ZM251 264H255V263H251ZM257 264H260V263H257Z\"/></svg>",
	"mask_w": 264,
	"mask_h": 264
}]
</instances>
